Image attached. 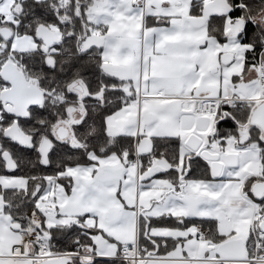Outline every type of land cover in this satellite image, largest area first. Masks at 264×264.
Here are the masks:
<instances>
[{"label":"snow or ice","instance_id":"snow-or-ice-1","mask_svg":"<svg viewBox=\"0 0 264 264\" xmlns=\"http://www.w3.org/2000/svg\"><path fill=\"white\" fill-rule=\"evenodd\" d=\"M0 264H264V0H0Z\"/></svg>","mask_w":264,"mask_h":264}]
</instances>
